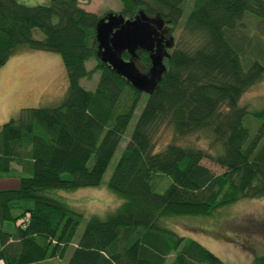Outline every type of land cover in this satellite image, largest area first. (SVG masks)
Instances as JSON below:
<instances>
[{"label": "trees", "instance_id": "obj_1", "mask_svg": "<svg viewBox=\"0 0 264 264\" xmlns=\"http://www.w3.org/2000/svg\"><path fill=\"white\" fill-rule=\"evenodd\" d=\"M48 1L0 0V66L29 47L58 52L67 73L58 103L23 106L0 123V177H18L0 187V259L58 264L68 252L65 264H230L168 218L264 195V105L239 103L264 73V0H192L188 9L186 0H120L125 17L158 16L171 34L165 50L137 48L142 66L119 51L121 67L104 59L114 25L87 0ZM95 72L93 89L81 84ZM121 138L106 184L123 200L91 213L73 239L84 212L62 191L98 185ZM248 264H264V251Z\"/></svg>", "mask_w": 264, "mask_h": 264}, {"label": "rangeland", "instance_id": "obj_2", "mask_svg": "<svg viewBox=\"0 0 264 264\" xmlns=\"http://www.w3.org/2000/svg\"><path fill=\"white\" fill-rule=\"evenodd\" d=\"M19 1L26 4L46 3V0ZM191 2L192 0H186L187 9ZM81 3L87 9L102 15L101 22H111L114 25L113 27H116L123 19L127 18L120 11V0H87ZM145 16L156 23L162 32L158 39L157 47L164 48L167 45L165 46L167 48L170 41L168 40V44H165V38L171 36L167 32V30L169 31L167 28L168 23L155 15ZM247 28V31L254 29L252 24ZM178 32L179 30L176 28L172 33L175 39H177ZM33 35L42 37L43 32L35 28ZM130 52H132L130 58L132 60L136 59L139 65L142 66V62L139 61L141 50L132 48ZM104 59L106 62H111L108 57ZM94 61L95 58L88 59L86 65L90 66ZM98 76V72H95L91 78L83 77L80 80L81 84L93 89ZM66 88V68L58 52L22 47L11 54L6 62L0 66V123L16 116L23 106L58 103ZM143 102L141 99L135 108L125 134L128 135L130 133ZM239 103L250 110L258 109L264 105V73L242 92ZM257 122L255 116H252L251 126L256 125ZM251 126H249L250 131L252 130ZM168 133L169 131L165 130L159 136L157 146L164 144L169 138ZM125 141L126 138H121L98 185L79 187L72 191H62L68 202L84 212V218L78 224L73 239H76L81 233L86 217L91 213L104 215L108 209L115 207L123 200L120 195L107 187L106 182L125 145ZM203 162L215 171L221 170L217 164L210 160L203 159ZM167 178L169 183L170 178ZM17 183V176L0 177V187H12L16 186ZM162 184H164L163 181ZM158 189L161 190V187H158ZM168 222L180 233L199 240L230 264H248L255 252L264 251V195L240 199L235 203L221 207L210 216H174L168 218ZM6 223L11 222L6 221ZM69 249L70 247H68L67 251ZM67 256L68 252L67 255L59 260L58 264H65ZM169 261L170 258L167 262Z\"/></svg>", "mask_w": 264, "mask_h": 264}, {"label": "water", "instance_id": "obj_3", "mask_svg": "<svg viewBox=\"0 0 264 264\" xmlns=\"http://www.w3.org/2000/svg\"><path fill=\"white\" fill-rule=\"evenodd\" d=\"M161 34L162 32L156 23L148 19L142 12L136 13L133 17L123 19L121 23L111 31L108 42L113 51L108 50L104 57L110 58L114 65L118 64V66L121 67L122 65L115 57L119 51H131L132 48H141L150 52H155ZM167 42L166 44H168ZM169 44H171V42H169ZM156 55L159 59L162 58L160 52L156 53Z\"/></svg>", "mask_w": 264, "mask_h": 264}, {"label": "crops", "instance_id": "obj_4", "mask_svg": "<svg viewBox=\"0 0 264 264\" xmlns=\"http://www.w3.org/2000/svg\"><path fill=\"white\" fill-rule=\"evenodd\" d=\"M0 264H4V262L0 259Z\"/></svg>", "mask_w": 264, "mask_h": 264}, {"label": "clouds", "instance_id": "obj_5", "mask_svg": "<svg viewBox=\"0 0 264 264\" xmlns=\"http://www.w3.org/2000/svg\"><path fill=\"white\" fill-rule=\"evenodd\" d=\"M117 207H119V205H117ZM112 210H113V211H115L116 209H115V208H113Z\"/></svg>", "mask_w": 264, "mask_h": 264}]
</instances>
